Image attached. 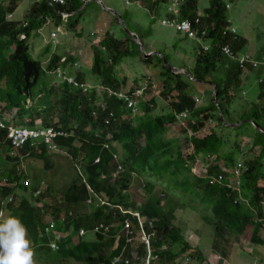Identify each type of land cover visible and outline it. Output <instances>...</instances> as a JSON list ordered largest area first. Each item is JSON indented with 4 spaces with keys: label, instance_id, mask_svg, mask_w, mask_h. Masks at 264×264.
<instances>
[{
    "label": "trees",
    "instance_id": "obj_1",
    "mask_svg": "<svg viewBox=\"0 0 264 264\" xmlns=\"http://www.w3.org/2000/svg\"><path fill=\"white\" fill-rule=\"evenodd\" d=\"M7 1L10 2L8 6L4 5ZM17 1L22 0H0V103L5 104L3 107L6 111L16 114L13 122L15 125L32 129L54 127L66 132L67 137H58L55 142L60 147H67L74 161L83 157L82 161L86 163V177L78 176V181L72 182L64 191L61 201L54 205H41L42 198L52 192L51 187L45 184L43 194L34 199L33 194L39 190L43 181L38 184L31 181L33 190L30 192L31 188L25 187L23 181L30 179L31 175L25 167H20L26 162L32 167L33 161L42 160L43 169L49 170L52 168L49 160L51 150L45 142L34 140L12 155L7 132L0 129V162L4 165L0 181L5 179L9 184L13 183L11 187L3 186L1 195L4 198L12 195L16 197L17 190L22 192L17 207L14 208L13 203L3 204L0 201V204L5 210L3 213L18 216L25 224L28 236L37 248L34 252L40 251L42 238L47 240L44 235L47 223L42 224L41 221L44 207L52 210L55 219L51 220H60L61 213H64L63 223L68 230L84 229L90 232L101 224L109 228L107 233L104 230L96 234V242L80 240L73 247L65 248L70 242L69 238L57 252L60 257L52 262L59 264L71 258L81 264H111L126 247L125 255L131 258L132 248L127 245L125 234L121 235V226L118 227L117 223L127 217L134 219L132 215L121 213L118 207H123L154 221L155 235L151 248L161 261L166 264H177L175 261L182 264L177 259L183 257L190 261L189 264L201 259L203 261L199 249L193 250L186 242L182 229L174 225L177 219L175 211L186 200L203 210L204 220L224 241L231 237H245L254 245H264L260 237L264 229V133L251 125L254 128V132H251L252 147H261V154L252 156L244 163L238 162L236 154L241 144V126L233 128L227 125L252 119L264 128V103L248 102L243 98L245 78L241 76L244 68L239 59L244 55L242 52L247 40L231 32L227 7L222 0H211L210 6L204 10L206 15L198 13L200 0H185L176 16L167 11L172 4L170 0H141L148 3V9L155 11L154 20L159 16H167L169 20L180 18L189 21L200 36L203 31L209 30L201 43L196 42L194 66L183 67L190 76L173 72L164 62L166 57L141 56L148 65L155 59L161 65L160 75L164 84L161 96L165 101H170L171 109L167 114L153 112L157 104L156 97L147 101L144 99L151 94L152 84L149 83V88L140 99L145 113L142 116H134L128 103L113 94L133 95L138 90L132 87L128 92L122 91L127 79L119 78L115 72L117 66L129 55L136 57L133 51H141L140 46L123 28V43L127 46L118 42L109 32L100 42L104 49L95 47L91 72L107 92L101 101L95 90L84 93L83 87H79L84 85L87 71L77 57L48 48L51 56L47 65H44L33 56L29 43L33 32L45 26L49 19L53 20L56 27L66 25L74 32L80 30L85 11L66 19L63 14L76 12L85 0L71 1L65 6L54 5L50 0H39L25 21H10L8 15L13 14ZM199 16L203 17L200 18V24H196ZM22 36L25 38L22 39ZM139 38L143 40L142 34ZM203 42L209 44L208 51L202 48ZM224 46L231 48V55L223 53ZM259 62L261 67L256 74L258 77L264 74V61ZM247 65L253 71L254 67L249 63ZM60 74L70 76L79 86L70 84L66 78L61 87L57 83L59 79L62 80L58 76ZM261 81L263 83V78ZM204 84L208 87L216 85V102L213 95H210L205 97L202 104H197V88ZM108 90L112 93H108ZM103 104H106L105 108ZM220 109L224 118L220 115ZM111 113L115 119L107 125L106 119ZM181 113L187 115L184 118V133L190 132V135L183 142L169 140L166 132L178 122L177 115ZM236 114L240 116L237 121L233 119ZM94 115H97V121H94ZM77 140L81 141L78 147L74 144ZM106 144L111 149H106ZM114 154L118 155V159L114 158ZM208 154L216 162H225L230 169L243 165L245 170L239 186L242 197L237 191L238 186L231 185L229 180L233 174L223 173V167L218 164L210 167L199 165L201 156L210 157ZM119 165L124 171L116 175ZM223 174L224 179L219 182V176ZM135 176L144 179L147 197L143 203L129 204L127 192ZM88 186L101 199V193H104L103 201L107 204L96 200ZM158 186L160 189L156 192ZM90 198H93L91 205L97 204V207L88 215H83L81 206ZM119 235L117 247L116 237ZM44 248L50 256L52 251L46 245ZM106 249L113 250L106 254ZM137 251L140 256L144 255V246L140 244Z\"/></svg>",
    "mask_w": 264,
    "mask_h": 264
},
{
    "label": "rangeland",
    "instance_id": "obj_2",
    "mask_svg": "<svg viewBox=\"0 0 264 264\" xmlns=\"http://www.w3.org/2000/svg\"><path fill=\"white\" fill-rule=\"evenodd\" d=\"M170 2L172 4L168 6L167 11L174 14L175 16L178 15L181 6L185 3V0H170ZM199 2L200 12L198 13L201 15H206L204 10L210 6L211 0H200ZM34 3V0L17 1V7L15 8L13 14L8 15L9 20H15L18 22L25 21L27 16H31ZM103 3L105 7L110 8L123 16L125 24L130 28L129 30L132 31L136 30L137 28V30L141 31L143 37V40H141V42L143 43L144 50L138 44L141 51L136 50L138 54L135 53V51L132 52L136 55V57H133V55H129L122 62V64H119L117 66V70L115 71L118 73L117 75L119 76V78L125 77L127 79V83L124 87V90L122 91L128 92L132 87L135 89L144 88V94L145 90L149 88L150 84H152V87L150 88L151 94L149 96H146L144 99L147 101L149 98L156 97L157 104L153 109V112L155 114L169 113L171 111L169 105L170 101H165L161 96V91L164 87L160 75L161 65H158L157 59H155L152 64L148 65L143 61V59H141V56L148 57L150 55H153L155 58V55L161 54L164 58H167H165V60L168 61L170 66L174 68H189L194 66V50L196 47V42L199 41L195 38H191L185 33L178 31L175 26H171L168 24L165 25L163 20L168 19L167 16H163L160 21L154 20V18L156 17L155 11L152 10V8L148 9L147 2L144 3L141 0H103ZM222 3L227 7V16H229V21L232 23V25L230 26V30L234 32L235 29L236 32L234 34L239 36L242 35V37L244 36L243 38H245L246 40L249 39L251 41L253 50H250L249 52L254 53L258 50V48L254 46L255 43H258L262 51H264V0H222ZM4 5L8 6L10 5V2L7 1ZM93 10L97 14H91ZM147 12L151 15L149 16ZM83 16L84 17L81 22V29L75 32L72 31V29H69L67 26L64 27L63 25L57 28L53 24V20L49 19L45 26H43L40 30L33 32L32 38L29 41L31 52L33 56L37 59H40L44 65H47L51 56L50 51L47 50L48 48H51V50L58 49V51L60 53H63L64 55L69 54L71 56L77 57L83 68H85V70L87 71V78L84 85L79 86L77 84V86L83 87L84 93L88 92V90H95L97 96L100 97V100L102 101L104 94L107 92L103 88V85H101V83L96 80V76L91 72V70L93 67V59L95 56L96 48H103V45L100 46V42L106 36H104L102 32L100 34H97L95 29L96 26L100 24L101 26H104L105 29H108V33H112V36L117 38L118 42L121 41L123 43L125 41V37H123L124 34L122 32L123 26L120 21L117 20L118 18L114 16V14H110L108 11H106L103 6H101V4H91L88 7L87 11L84 12ZM103 16H108L107 18L111 17L113 19L105 20V23L107 24L103 22L96 23L97 21H101L103 19ZM176 19L177 21L180 20V18ZM36 33H38V35H35ZM207 33H209L208 29L205 30V34ZM141 34L140 32H137L138 37ZM98 37H100V39L102 40H100ZM199 37L202 40V37L200 35ZM203 43L205 44V42ZM123 45L127 46L124 43ZM206 47H209L208 43L205 45V48ZM244 51L242 52V54L244 53ZM245 56L246 55L242 56V58H244ZM252 57L253 56L251 54V58ZM253 60L257 61L255 59ZM63 61L64 60H62V62ZM243 70L244 71L241 77L245 78L243 93L244 100L248 102L259 101L264 103V74L260 75V77L256 76L259 68L255 70L253 69L252 71L251 69H249V67L245 66ZM180 73L187 74V72ZM68 75H58L62 79H59V82H57L58 85H61V87H63V80H65L66 78H70V76ZM254 75L256 78H254ZM261 78H263V83L261 82ZM75 81L76 80H74V82ZM198 91H200L199 95L195 97L197 104H202L206 96L213 95L212 87L200 86ZM3 106H5V104L0 103V109L3 117L7 120V122H14V117L16 116V114L14 112L12 113L11 111H6ZM144 114L145 113L142 106H139L138 109L133 113L134 116H142ZM184 115L185 113L178 114V122L173 124L167 130L166 137L169 140L183 142L186 136L189 137L190 132L184 133V128H186ZM239 117L240 116L236 114L233 119L237 121ZM114 119L115 115L109 119V123H107L106 121V124L109 125ZM94 121H97V115H94ZM228 124L231 127L233 125L230 123ZM251 125L252 124L250 123H244L240 125L241 136H239V139L241 140V144L238 153L236 154V159L238 162L241 161L244 163L245 160L250 159L252 156L257 157L261 154V147H252V133L254 132V128ZM39 129L45 130L46 128L41 127ZM74 144L78 147L81 145V141L77 140ZM68 153L69 150L67 147H60V149L56 152L51 151L49 160L52 168L47 171L43 169L44 162L42 160L33 161L32 167H30L31 164L27 162L22 167H20H25V169H27V172L31 175L30 179L34 184L43 181L42 183L44 184V186L48 185V187H51L52 192L49 193L47 197L42 198L41 205L49 206L54 205L58 201H61L64 191L72 182L78 181V176L86 177V163L82 161L83 157L81 159L78 158L74 161L72 159V156H70ZM207 156L210 155L208 154ZM199 161V165L210 167L218 164V166H221L227 170L230 169L225 162H216L213 156L204 158H202L201 156V159ZM3 166V162H0V168L2 170L4 169ZM262 172V176L264 178V167ZM229 180L231 184H233L235 178H230ZM10 185H13V183H10ZM41 186L42 185H40V187ZM159 189L160 188L158 186L155 191L158 192ZM101 196L105 198L104 193H101ZM127 196L129 204H140L146 201L147 192L144 187L143 178H139L136 176L134 177V180L132 181V184L130 185L127 192ZM103 197L102 199H104ZM21 199L22 192L17 190L15 202L13 203L14 208L19 205ZM31 201L37 204L34 199H31ZM87 203L88 202H86V204L83 203V205L81 206V212H83V215H88L97 207V204H94L93 206L88 205ZM183 203L184 204H179L178 209L175 211L177 219L174 221V225L182 229V234L186 242L190 244L189 246H192L193 250L195 248H198L202 253L203 261H201L202 259L197 260L192 264H264V245H254L253 242L250 241V239H247L245 237H231V239H228L226 237L227 240L224 241L216 235L213 227L204 220V212L201 208L194 204H190L187 200ZM191 207H194L195 209H192ZM43 209L44 211L42 212L41 216L42 224L47 223L53 218L55 219L53 214H51L52 210L46 209L44 207ZM63 218L64 213H61L60 220L56 221L59 222L60 230L63 233L69 232L71 234V236L69 237L70 242L68 241L65 246V248H71L77 244L78 240L75 236V230H68L63 223ZM111 228L113 227L111 226ZM123 234L125 233L122 232L121 235ZM260 237L264 241V229L263 231H261ZM85 238L89 242L97 241L96 235L93 231L88 232ZM116 239L118 242L120 240V235L117 236ZM30 240L31 247L37 250L31 238ZM41 241L42 243L39 247L40 251H36V253L33 254V264H56L51 260L58 259L60 255L58 253L52 252L49 256V253L43 250V248L45 247V242H47V240L42 238ZM117 242L116 246L118 247L119 242ZM131 244H133L130 245V247L132 248V252L134 250H137V248L141 244L140 237L136 236L135 240ZM116 246H114V250L116 249ZM111 250L113 249H106V254ZM45 252L48 253V256ZM177 260H181L182 264H189L190 262L186 257H183L182 259L178 258ZM175 262L179 264L177 261ZM59 264L81 263L69 258L68 260L61 261ZM135 264H142V262L136 261ZM160 264L166 263L161 261Z\"/></svg>",
    "mask_w": 264,
    "mask_h": 264
},
{
    "label": "built area",
    "instance_id": "obj_3",
    "mask_svg": "<svg viewBox=\"0 0 264 264\" xmlns=\"http://www.w3.org/2000/svg\"><path fill=\"white\" fill-rule=\"evenodd\" d=\"M71 1H79V0H50V2L52 4L58 5V6H65ZM201 17H203V16H199L198 18H196V24H200V18ZM163 22L165 25L168 24L171 26H175L178 31L189 35L191 38L197 39L201 43V39H200L199 35L196 34L191 22L186 21V20L185 21H183V20L177 21V19H174V20L165 19ZM230 23L231 22L229 21V24ZM235 32H236V30L234 29V32H232V33L234 34ZM204 36H206L205 31L202 32L201 37L203 38ZM22 38H25V36H22ZM205 45L206 44H204V43L202 44L204 50L208 51L209 47L205 48ZM223 53L225 55H231L232 54L231 48L229 46H224L223 47ZM244 55H246L244 58H242V56H241L239 59L240 64L242 65L243 68H245V66L249 67L247 65L248 63L250 64V66H253L254 69H258L261 67L260 62L254 61L249 56V54H244ZM68 81L70 84L74 83L77 86V83L74 82L73 78H68ZM143 91H144V88L138 89L133 95H130L128 93H113V94L117 95L121 99H124L128 103L129 109H131L133 112H135L138 109V107L141 106L140 99L143 97ZM110 92L111 91L108 90V93H110ZM105 106H106V104H103V108H105ZM113 116H114V114L111 113L110 116L108 117V119L106 120L107 123H109V119L112 118ZM184 116L186 117L187 115L185 114ZM0 129L7 132L8 139L10 141L11 149H12V153H13L12 155H14L16 152L20 151L21 149H23L27 143L34 141V140H39V139L42 140L41 142H45L48 145L49 150H51L52 152H56L60 149V147L55 142V140L58 137H67L68 136V134L66 132H64L63 130H58V128H54V127L46 128L45 130H42L39 128L32 129L29 127H22V126L15 125L12 121L7 122V120L2 115L1 109H0ZM110 147L111 146L109 144L105 145L106 149H111ZM114 158L118 159V155L114 154ZM244 170H245V168L243 167L242 164H239V166L237 168H234V169L227 170V169L223 168V173L233 174V176L231 178H235V181L231 185L236 184L238 186L237 191L239 192V196H240V188H241V187L239 188L240 177H242V175L244 174ZM123 171H124L123 167L121 165H119L116 175L122 173ZM2 172H3V170L0 168V174ZM223 179H224V174L220 175L218 180H219V182H221ZM214 180L217 181V179H214ZM31 184H32V182L30 179L23 181V185L25 187L31 188L30 192H32V190H33ZM3 186L11 187L13 185L8 184L5 179L2 180V182H0V201L3 204L14 203L15 197L13 195L9 196L7 198H4L3 195H1V188ZM88 188H89L90 193L94 197H96V200L98 199L102 204H107L105 201H103V199H101L100 197L97 196V194H95V192L93 191V189L90 186H88ZM45 189H46V186H44V184H42V186L39 188V190L35 191V193L33 194L34 199L39 198L43 194ZM87 202H88L87 203L88 205H91L93 203V198H90ZM0 207L2 208L1 204H0ZM1 208H0V210L3 211ZM118 209L124 215H132V217L134 219V220H132V219L127 217L124 219V221L117 223L118 227L121 226V230H122L121 232L125 233L127 245H129V246L133 245L131 243L135 240L136 236H139L141 244L144 246V255L140 256L138 251L134 250L132 252V257L129 258L125 255V251L127 248L126 247L123 250L122 254L120 256L116 257L111 264H119V263H121V264H135L136 261H141L142 264H160L161 260L159 259V255L156 254L155 251L151 248V241L155 235L154 221L147 219L145 216H143L139 212H132L131 210L127 211L123 207H118ZM0 218H1V213H0ZM63 221H64V218H63ZM112 227H114V226H112ZM103 231L107 233V232H109V228L104 227V225L101 224L93 232L96 235L97 233L103 232ZM87 233H88V231H86L84 229L75 231V236L77 237L76 239L78 240L77 243H79L80 240H87L85 238L87 236ZM44 235L48 236L50 238L47 246L52 252H55V253L59 252L62 249L63 243L68 241V238L71 236V234L69 232L63 233L60 230L59 222L56 220H50L49 222H47Z\"/></svg>",
    "mask_w": 264,
    "mask_h": 264
},
{
    "label": "clouds",
    "instance_id": "obj_4",
    "mask_svg": "<svg viewBox=\"0 0 264 264\" xmlns=\"http://www.w3.org/2000/svg\"><path fill=\"white\" fill-rule=\"evenodd\" d=\"M0 264H33L31 240L18 216L0 218Z\"/></svg>",
    "mask_w": 264,
    "mask_h": 264
},
{
    "label": "water",
    "instance_id": "obj_5",
    "mask_svg": "<svg viewBox=\"0 0 264 264\" xmlns=\"http://www.w3.org/2000/svg\"><path fill=\"white\" fill-rule=\"evenodd\" d=\"M91 2H96V3H98V4H101V6H103V8H104L105 10H107V11H109L110 13L114 14V16H116V17L118 18V20L120 21V23L122 24L123 29H124V30L126 31V33L130 36V38H132V40H134L137 44H139V45L141 46V48L144 50V46H143V43L141 42V39H140L137 35H135L133 31H131V30H129V29L127 28V26H126V24H125V21L123 20V17H122L119 13L115 12L114 10L105 7V5H104V3H103L102 0H86V1L84 2L83 6H82L79 10H77V11L74 12V13L69 14V16H73V15H76V14H79V13L83 12V11L89 6V4H90ZM66 17H68V15H67ZM147 55H150V54H147ZM150 56H152V55H150ZM158 56H160V57H162V58L164 59V57H163L161 54L158 55ZM164 62H165V64H166V66H167L168 68H170V69H171L173 72H175V73L187 72V71H186L185 69H183V68H174V67L170 66L169 63L167 62V60H165V59H164ZM187 74H188V76H190L189 73H187ZM212 87H213V99H214V102H216L217 87H216L215 84H212ZM219 108H220V107H219ZM220 115H221L222 118H224L223 111H222L221 109H220ZM224 122H225V121H224ZM244 123H250V124H252V125L258 130V131L264 133V128L261 127L260 125H258V124H257L254 120H252V119H247V120H245V121L239 122L238 124H233L232 127H237V126H240V125H242V124H244ZM227 125H229V124H227Z\"/></svg>",
    "mask_w": 264,
    "mask_h": 264
},
{
    "label": "crops",
    "instance_id": "obj_6",
    "mask_svg": "<svg viewBox=\"0 0 264 264\" xmlns=\"http://www.w3.org/2000/svg\"><path fill=\"white\" fill-rule=\"evenodd\" d=\"M79 1H84V0H79ZM86 1V0H85ZM84 1V2H85ZM103 1V0H102ZM34 4H36V3H38L39 2V0H34ZM92 3H95V4H98V3H96V2H91L90 4H92ZM84 4V3H83ZM100 5V4H99ZM83 6V5H82ZM84 11H86V9L84 10ZM107 11V10H106ZM109 12V11H108ZM96 12L93 10V12L91 13V14H95ZM110 13V12H109ZM71 14V13H70ZM97 14V13H96ZM110 14H112V13H110ZM69 16V14H63V16H64V18L66 19L67 17L66 16ZM77 15V14H76ZM84 17V16H83ZM96 17V16H95ZM108 16H103V19L101 20V21H97L96 23H98V22H103V23H105V20H112L113 18H111L110 16V18H107ZM113 17V16H112ZM129 17V16H128ZM149 17V16H148ZM163 18V16H159V18L157 19V20H161ZM115 20V19H114ZM128 20H129V18H128ZM150 20H151V18H150ZM230 20V19H229ZM164 21V20H163ZM129 23H130V21H129ZM54 24V23H53ZM105 24H107V23H105ZM231 25H232V23H230ZM64 27H66V25H63ZM60 27V26H59ZM59 27H57V28H59ZM95 31L97 32V34H100L101 32L103 33V35L104 36H106V34L108 33V29H105L104 28V26H101L100 24H98V26H96V29H95ZM132 31H134L135 32V34L137 35V32H140V34H141V31L140 30H137V28H136V30H132ZM242 36V35H241ZM244 37V36H243ZM99 39H100V37H98ZM100 40H102V39H100ZM254 46L255 47H257L258 48V50L256 51V52H254V53H252V52H249L250 50H253L252 49V43H251V41L248 39L247 40V45H246V49H245V51H244V53L243 54H249L250 53V55L252 54V58L253 59H255V60H257V61H263L264 60V51H262V49L260 48V46H259V44L258 43H255L254 44ZM103 49H104V47H103ZM255 51V50H254ZM257 76V75H256ZM254 78H256V77H254ZM206 86H208L207 84H204V85H202V87H206ZM248 87V86H247ZM198 90H199V86H198V88H197ZM200 92V91H199ZM0 213H1V218H3V217H6V216H8L9 214H6V213H3V211H1L0 210ZM49 222V221H48ZM46 238H47V242H45V245L47 246V244L49 243V240H50V238L48 237V236H46ZM48 247V246H47ZM33 249V248H32ZM34 253H36V252H34V249H33V254ZM33 260H34V256H33Z\"/></svg>",
    "mask_w": 264,
    "mask_h": 264
}]
</instances>
